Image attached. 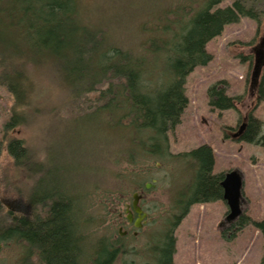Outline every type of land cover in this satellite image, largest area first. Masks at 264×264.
<instances>
[{
    "label": "trees",
    "instance_id": "obj_1",
    "mask_svg": "<svg viewBox=\"0 0 264 264\" xmlns=\"http://www.w3.org/2000/svg\"><path fill=\"white\" fill-rule=\"evenodd\" d=\"M225 1L145 0L148 36L134 45L115 42L107 29L84 23L79 0H0V85L14 95L16 104L30 90L31 106L30 68L55 76L69 93L70 103L78 102L81 109L71 122L91 115L97 131L110 138L109 154L119 168L115 173L128 186L123 195L146 189L152 164L158 168V163L170 159L193 168L191 179L176 196L174 211L165 218L163 241L151 248L144 264H174V232L190 209L223 199L225 174L214 173L213 149L202 145L174 155L169 133L181 124L188 105L187 77L212 61L207 44L227 25L242 18L260 19V0H230V5L220 7ZM226 91L225 81L209 88L213 109L236 108L241 97H229ZM21 123L12 114L3 131ZM239 141L264 148L263 122L250 114L241 125ZM3 147L0 140V158ZM7 151L19 167L33 161L18 138L8 140ZM79 195L76 206L72 197L28 199L33 208L29 214L6 212L0 202V245L23 248L24 264L31 252L38 264H117L127 237L112 224L105 229L108 236L92 240L94 231H104L106 221L87 215L85 198ZM251 224L264 241V219L244 214L222 231V237L231 241Z\"/></svg>",
    "mask_w": 264,
    "mask_h": 264
},
{
    "label": "rangeland",
    "instance_id": "obj_2",
    "mask_svg": "<svg viewBox=\"0 0 264 264\" xmlns=\"http://www.w3.org/2000/svg\"><path fill=\"white\" fill-rule=\"evenodd\" d=\"M144 3L145 0H79L81 20L92 27L107 29L115 42L136 45L148 36L144 25L149 19ZM230 4L227 0L220 7ZM258 8L259 21L242 18L227 25L207 44L212 61L197 67L187 77L188 105L181 124L169 133V142L174 155L209 145L215 155L214 173L235 170L241 174L243 214L261 221L264 148L239 141L241 125L250 114L264 124V0H260ZM28 78L33 84L31 106L30 90L16 104L14 95L0 85V140L4 141L0 202L5 211L29 214L33 208L29 207L28 199L43 202L50 196L60 200L72 197L76 206L81 194L86 214L106 221L101 228L104 231H94L92 240L108 236L105 229L112 224L118 233L123 224L120 214L126 215L127 206L140 190L122 194L128 186L115 173H119V168L109 154L113 151L110 138L97 131L91 115L71 122L81 109L78 102L70 103L69 93L55 76L30 68ZM220 81L226 82L229 97H241L235 109L221 111L209 105L208 90ZM12 114L22 123L5 133L3 127ZM70 122L73 125L68 128ZM11 138L22 140L28 147L33 161L26 167L17 166L8 154L7 142ZM157 167L152 164L147 169L150 188L144 192L147 200L143 204L147 222L140 230L131 225L125 227L129 231L124 242L126 250L117 264L149 261L151 248L163 241L165 218L174 211L178 192L193 175L192 167L189 169L175 160H165ZM228 213L229 207L223 200L194 205L174 232V264H260L264 241L255 225L247 226L231 241L222 237ZM134 232L138 235L134 236ZM23 256V248L13 243L1 246L0 264H24ZM26 262L38 264L35 252L29 254Z\"/></svg>",
    "mask_w": 264,
    "mask_h": 264
},
{
    "label": "water",
    "instance_id": "obj_3",
    "mask_svg": "<svg viewBox=\"0 0 264 264\" xmlns=\"http://www.w3.org/2000/svg\"><path fill=\"white\" fill-rule=\"evenodd\" d=\"M241 134V130L239 132ZM223 189V201L226 202L229 207V213L226 217L227 226L237 221L243 215L242 202H243V178L238 171H230L225 174L223 181L221 182ZM148 188H150L148 184ZM132 208L133 211L140 216L136 224V228H141V221L146 217L147 214L143 213L142 209L138 205V195L135 194L133 197ZM128 220H133V212L128 210ZM1 249V246H0Z\"/></svg>",
    "mask_w": 264,
    "mask_h": 264
},
{
    "label": "flooded vegetation",
    "instance_id": "obj_4",
    "mask_svg": "<svg viewBox=\"0 0 264 264\" xmlns=\"http://www.w3.org/2000/svg\"><path fill=\"white\" fill-rule=\"evenodd\" d=\"M145 188L144 190L138 192V205L139 207L142 209L143 213L147 214L145 218L142 219L141 221V228H136V224L138 222V219L140 218L139 215H137L134 211H133V208H132V204L128 205L127 206V210H126V217L123 215V214H120V220L123 221V224L120 226L119 228V233L122 237H128L129 236V231L128 230H125V227L128 225V226H132L134 229L136 230H140L143 228L144 224L147 222V219H148V213L145 211V208H144V203L146 202V198H145V191L148 190V184L146 183L145 184ZM128 210L132 211L133 213V220L132 221H129L128 220V217H129V213H128ZM123 231V232H122ZM138 235V232H134V236H137Z\"/></svg>",
    "mask_w": 264,
    "mask_h": 264
},
{
    "label": "bare ground",
    "instance_id": "obj_5",
    "mask_svg": "<svg viewBox=\"0 0 264 264\" xmlns=\"http://www.w3.org/2000/svg\"><path fill=\"white\" fill-rule=\"evenodd\" d=\"M226 203V202H225Z\"/></svg>",
    "mask_w": 264,
    "mask_h": 264
}]
</instances>
